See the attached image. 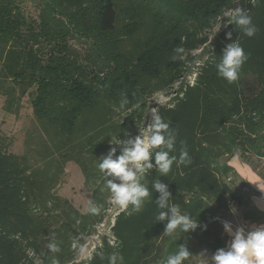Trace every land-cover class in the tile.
I'll return each instance as SVG.
<instances>
[{"label":"trees","instance_id":"trees-1","mask_svg":"<svg viewBox=\"0 0 264 264\" xmlns=\"http://www.w3.org/2000/svg\"><path fill=\"white\" fill-rule=\"evenodd\" d=\"M236 6L252 16L254 36L230 24L225 13ZM38 7L33 18L17 0H0L1 108L19 116L24 97L31 106L20 151L0 132V264H109L114 253L123 257L117 264H160L179 243L190 251L184 264H201V250L226 246L223 222L233 220L232 209L244 221L264 219L229 164L234 155L251 166L254 157L264 160V0H38ZM231 42L248 59L228 83L216 63ZM157 92L171 96L155 110L175 129L170 155L186 148L191 162H174L167 176L149 170L141 182L152 195L142 209L121 210L110 227L114 242L104 240L77 262V248L112 197L98 169L101 156L111 146L118 155L123 145L110 143L138 135ZM68 162L90 194L85 212L55 193ZM254 169L264 177V168ZM156 179L168 185L169 204L204 230L164 235L151 189Z\"/></svg>","mask_w":264,"mask_h":264},{"label":"clouds","instance_id":"clouds-1","mask_svg":"<svg viewBox=\"0 0 264 264\" xmlns=\"http://www.w3.org/2000/svg\"><path fill=\"white\" fill-rule=\"evenodd\" d=\"M230 24H235L248 37L254 36L257 32L252 16L244 9L238 8L231 14ZM228 25L222 26L227 28ZM233 30L225 32V38L229 41L232 40ZM247 59L248 56L239 42L227 43L222 49L219 62L216 63L218 75L228 83L235 82ZM175 142V129L171 128L159 114H153L145 131L134 138L124 141L117 139L110 143L123 146L118 155L117 147L111 146L107 155L101 156L98 169L106 178V187L117 205L122 209H127L131 205L132 211L139 212L146 198L152 195L149 186L141 182L149 170L156 169L161 176H167L174 162L177 166L191 162L186 148L180 150L179 157L170 155L174 151ZM151 189L158 193L155 204L161 209L156 220L166 221L164 235L175 237L195 231L197 228L201 230L206 228V225H202L197 218L194 219L190 214L182 213L178 206L169 204L172 193L161 179H156L151 184ZM89 210L94 213L98 211L96 207ZM223 228L231 237L230 242L211 254L207 249L201 250L199 253L202 257L201 264H264V225L248 230L243 227L233 230L229 222H223ZM50 247L55 249V245ZM189 255L187 243H179L177 251L164 257L160 264H184ZM108 259L109 264H117L123 257L114 253Z\"/></svg>","mask_w":264,"mask_h":264},{"label":"rangeland","instance_id":"rangeland-1","mask_svg":"<svg viewBox=\"0 0 264 264\" xmlns=\"http://www.w3.org/2000/svg\"><path fill=\"white\" fill-rule=\"evenodd\" d=\"M17 2L23 13H25L26 15H30L33 18H37V14L39 11L38 0H17ZM218 27L214 28V30L212 31L213 34L217 32ZM71 44L80 53H83L86 50V45L83 42L72 40ZM195 54L197 53L195 52ZM193 68V73H191V75L187 77L186 81L188 83H191L193 81L194 72L196 70L195 67ZM170 98L171 96L164 95V92H157L149 99L146 124L138 126V135L140 132L145 131L146 125L147 123H150L151 117L153 114H155L157 106L167 104ZM1 104L2 98L0 97V132L5 133L7 136L12 138V149L14 151H20L23 145L22 140L24 131L27 128L29 120L31 118V106L29 100L26 97L22 99V107L20 108L19 116H14L13 114L4 112L1 108ZM252 160L253 168L256 166L259 168V170L264 168V160L259 161L255 157ZM244 190L245 192L248 191V189ZM55 193L68 198L73 203V205L80 209L82 212H85L87 210L90 194L85 189L81 172L74 162H68L65 165V171L61 176L60 183L55 188ZM234 209L235 211H233V214L236 220L239 215V210L237 208ZM121 210L123 209L119 205H117L111 197L109 199V205L107 210L105 211L103 221L95 226L93 233L90 236L85 237L82 244L77 248V262L88 261L93 251L98 246H100L104 240H109L111 243L114 242V237L111 233L110 227L114 222L115 216ZM234 218L233 221H231L232 224H235L237 222L234 220Z\"/></svg>","mask_w":264,"mask_h":264},{"label":"crops","instance_id":"crops-1","mask_svg":"<svg viewBox=\"0 0 264 264\" xmlns=\"http://www.w3.org/2000/svg\"><path fill=\"white\" fill-rule=\"evenodd\" d=\"M229 164L236 170L240 178L244 180L245 188L248 189L246 194L250 193V205L264 212V177L260 175L250 164L242 161L236 155L229 160ZM235 221H237L235 224L230 222V224L233 225V230L237 227L245 228L244 226L247 227L245 230H248L259 225H264V219L259 222L244 221L242 219L241 210H239V215ZM230 239L231 237L228 234L227 243L230 242Z\"/></svg>","mask_w":264,"mask_h":264},{"label":"built area","instance_id":"built-area-1","mask_svg":"<svg viewBox=\"0 0 264 264\" xmlns=\"http://www.w3.org/2000/svg\"><path fill=\"white\" fill-rule=\"evenodd\" d=\"M236 3L238 4L240 0H235ZM253 1V0H252ZM239 7H233L232 9H230L228 12L225 13L226 16H231V14H233L235 12L236 9H238ZM192 83V82H191Z\"/></svg>","mask_w":264,"mask_h":264}]
</instances>
